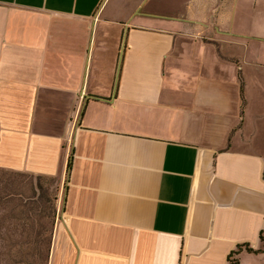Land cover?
Wrapping results in <instances>:
<instances>
[{"label": "crops", "instance_id": "0c3cea01", "mask_svg": "<svg viewBox=\"0 0 264 264\" xmlns=\"http://www.w3.org/2000/svg\"><path fill=\"white\" fill-rule=\"evenodd\" d=\"M0 167L47 264H264V0H0Z\"/></svg>", "mask_w": 264, "mask_h": 264}, {"label": "rangeland", "instance_id": "374dc122", "mask_svg": "<svg viewBox=\"0 0 264 264\" xmlns=\"http://www.w3.org/2000/svg\"><path fill=\"white\" fill-rule=\"evenodd\" d=\"M60 203L54 178L0 167V264H47Z\"/></svg>", "mask_w": 264, "mask_h": 264}, {"label": "trees", "instance_id": "16d2710c", "mask_svg": "<svg viewBox=\"0 0 264 264\" xmlns=\"http://www.w3.org/2000/svg\"><path fill=\"white\" fill-rule=\"evenodd\" d=\"M70 165H71V162L69 160L68 161V169H70ZM263 178H264V176H263ZM259 236H260V240H261L260 242L262 244V249L261 250H257V251H253L252 249H248V247H247L246 249H247V252L248 253H254V254L264 253V225H263V228L260 231ZM238 251L239 250H237L236 252H234V254H237ZM231 256H232V254H230V256H228V263L227 264H238L237 261L231 259Z\"/></svg>", "mask_w": 264, "mask_h": 264}]
</instances>
